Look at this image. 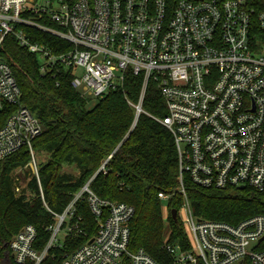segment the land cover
I'll return each instance as SVG.
<instances>
[{
	"label": "built area",
	"instance_id": "obj_1",
	"mask_svg": "<svg viewBox=\"0 0 264 264\" xmlns=\"http://www.w3.org/2000/svg\"><path fill=\"white\" fill-rule=\"evenodd\" d=\"M0 27V49L13 35L38 57L41 75L69 72L84 98L123 92L127 77L139 78L138 103L129 102L139 116L148 85L156 86L167 116L154 119L175 142L184 199L177 220L188 240L184 249L165 234L172 264H264V214L237 225L199 219L184 186L188 179L202 189L264 193V12L245 0H180L173 9L164 0H0ZM23 27L71 49L55 54L49 45L31 42ZM5 106L13 112L0 128V161L28 151L29 162L11 172L14 193L24 195L35 178L53 221L45 241L35 226L22 227L5 251L0 247V264H159L143 249L130 250L134 207L100 198L91 181L61 213L48 207L33 149L43 126L0 57V109ZM172 197L158 195L165 203ZM84 205L93 223H85ZM171 211L164 206L167 229Z\"/></svg>",
	"mask_w": 264,
	"mask_h": 264
},
{
	"label": "trees",
	"instance_id": "obj_2",
	"mask_svg": "<svg viewBox=\"0 0 264 264\" xmlns=\"http://www.w3.org/2000/svg\"><path fill=\"white\" fill-rule=\"evenodd\" d=\"M164 1L173 9L180 0ZM245 2L257 13L264 12V0ZM23 29L31 42L47 44L55 54L71 49L49 34L29 27ZM2 35L0 27V38ZM0 57L12 70L22 102L43 126L42 134L33 142V149L37 155L47 157L40 162L39 175L48 207L61 213L73 194L91 181V189L100 198L134 207L129 224L130 250L143 249L157 263L172 264L171 255L164 247L165 234L170 233L171 244H179L184 249L188 247V240L179 220L170 218L169 228H166L165 205L158 198L160 193L172 195L167 205L177 211L184 202L179 192V166L173 136L154 119L167 116L156 86L148 85L142 103L144 112L137 116L130 103H138L142 84L139 78L127 77L123 92H112L93 101L71 86L69 72L41 75L38 57L21 47L11 34L3 39ZM12 112L11 106L0 109V128ZM29 160L28 151L22 149L0 161L2 252L26 225L35 226L39 238L47 240L45 228L53 221L43 205L35 178H30L24 190L26 194L17 197L14 193L11 172L25 166ZM105 162V170H100ZM28 179L25 173L23 180ZM184 186L192 212L199 219L237 225L249 217L264 214V193L249 188L202 189L188 179ZM83 207L85 223H93L92 215L85 205Z\"/></svg>",
	"mask_w": 264,
	"mask_h": 264
},
{
	"label": "rangeland",
	"instance_id": "obj_3",
	"mask_svg": "<svg viewBox=\"0 0 264 264\" xmlns=\"http://www.w3.org/2000/svg\"><path fill=\"white\" fill-rule=\"evenodd\" d=\"M81 73H83V71H80ZM93 101H96V100H93ZM38 160L39 162H43L44 160H47V157L43 154H39L38 155ZM68 171H70L71 169H67ZM72 172V171H71ZM164 205H167V203L163 202Z\"/></svg>",
	"mask_w": 264,
	"mask_h": 264
},
{
	"label": "water",
	"instance_id": "obj_4",
	"mask_svg": "<svg viewBox=\"0 0 264 264\" xmlns=\"http://www.w3.org/2000/svg\"><path fill=\"white\" fill-rule=\"evenodd\" d=\"M240 190H243V187H240ZM171 214H172V219L174 221H177V219H178V212H177V210H172L171 211ZM5 247H7V245Z\"/></svg>",
	"mask_w": 264,
	"mask_h": 264
}]
</instances>
